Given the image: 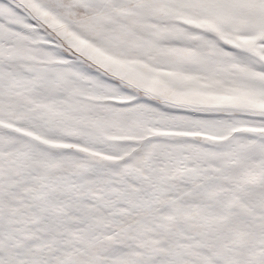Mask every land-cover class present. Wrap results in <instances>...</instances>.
Returning <instances> with one entry per match:
<instances>
[{
	"label": "rangeland",
	"instance_id": "rangeland-1",
	"mask_svg": "<svg viewBox=\"0 0 264 264\" xmlns=\"http://www.w3.org/2000/svg\"><path fill=\"white\" fill-rule=\"evenodd\" d=\"M9 72L0 264H264V0H0Z\"/></svg>",
	"mask_w": 264,
	"mask_h": 264
},
{
	"label": "crops",
	"instance_id": "crops-1",
	"mask_svg": "<svg viewBox=\"0 0 264 264\" xmlns=\"http://www.w3.org/2000/svg\"><path fill=\"white\" fill-rule=\"evenodd\" d=\"M12 75L13 72L0 74V133L48 124L60 118L53 117L48 108L51 105L36 107L45 102L32 100L28 88L21 90L19 74H15L16 78Z\"/></svg>",
	"mask_w": 264,
	"mask_h": 264
}]
</instances>
